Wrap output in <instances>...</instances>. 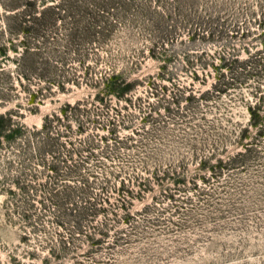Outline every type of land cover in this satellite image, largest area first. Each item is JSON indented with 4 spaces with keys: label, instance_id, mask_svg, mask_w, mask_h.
Masks as SVG:
<instances>
[{
    "label": "rangeland",
    "instance_id": "obj_1",
    "mask_svg": "<svg viewBox=\"0 0 264 264\" xmlns=\"http://www.w3.org/2000/svg\"><path fill=\"white\" fill-rule=\"evenodd\" d=\"M44 1L0 0V264H264V0Z\"/></svg>",
    "mask_w": 264,
    "mask_h": 264
},
{
    "label": "trees",
    "instance_id": "obj_2",
    "mask_svg": "<svg viewBox=\"0 0 264 264\" xmlns=\"http://www.w3.org/2000/svg\"><path fill=\"white\" fill-rule=\"evenodd\" d=\"M66 0H60L59 2H57L56 0L55 1H44L41 3V7H43L41 9L40 12H38L34 17H33V20L37 25L39 24H46L48 22V14L49 12H53L56 11V12H59V11H62V12H65L63 9H61L59 6L60 4L64 3ZM31 5V4H30ZM54 23L58 22L60 19H61V13H54L51 18H50ZM127 85V84H126ZM117 86H119L118 84L116 83H113V80L109 79L107 82H106V85H105V92L108 93V94H111V95H115V96H119V97H122L123 94H127V91H130V88H118ZM75 108V107H74ZM76 109H79V106L77 104V107ZM63 113V111H62ZM65 113V112H64ZM47 118H45L44 120V126H43V129H45L47 127V122H46Z\"/></svg>",
    "mask_w": 264,
    "mask_h": 264
}]
</instances>
